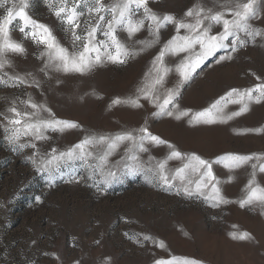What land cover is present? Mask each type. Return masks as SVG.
Wrapping results in <instances>:
<instances>
[{"label": "rangeland", "instance_id": "1", "mask_svg": "<svg viewBox=\"0 0 264 264\" xmlns=\"http://www.w3.org/2000/svg\"><path fill=\"white\" fill-rule=\"evenodd\" d=\"M194 2L151 0L150 7L179 16ZM257 6L264 16V0H257ZM30 15L51 28L61 44L72 50L71 34L65 33L44 0H35ZM253 23L264 27L260 20ZM174 34L169 25L161 29V40L166 41ZM120 35L127 40L126 33ZM11 37L24 44L27 54L10 56L15 67H6L4 71L21 75L37 71L43 46L25 38L18 22H14ZM146 38H149L146 29L135 37ZM160 46L147 48L125 64L105 63L85 75L61 72L44 77L37 72V79L42 80L39 88L0 86V113L13 102L22 110L31 111L19 103L31 96L34 101L46 104L55 118L79 125L64 132H47L48 139L36 141L42 152L52 148L64 151L87 135H114L147 122L153 135L184 153L204 159L215 160L228 153H264V133L243 132L264 127V104L251 105L248 112L227 124L210 125H190L188 117L154 118L155 109L143 100L142 108L127 104L110 107L114 99L123 100L135 93L146 79L145 73ZM223 55L225 50L209 57L184 84L179 97L182 109L196 113L230 88H250L260 82L257 76L264 78V43H249L233 54L232 60L217 63ZM169 66H173L170 61ZM54 77L61 82L56 83ZM178 79L173 70L169 73V86ZM238 107L229 105L231 110ZM147 146L150 152L141 154L144 160L149 154L163 159L169 152L167 145ZM32 151L31 148L12 151L0 128V264H154L156 259L172 257L192 258L200 264H264V215L259 208H241L237 202L243 195L250 167L230 173L223 164L213 165L214 174L222 181V194L232 203L212 207L203 197L188 198L177 195L175 188L166 191L153 186L142 174L124 176L122 183L107 187L100 184L98 190L95 185L99 177L88 179L90 172L80 167L79 162L63 168L62 174L57 173L49 183L47 174L38 172L27 159ZM122 155L123 146L110 160H119ZM179 166L180 161H169L171 169ZM229 175L235 179L228 181ZM74 178L80 182L76 183ZM257 180L264 186V174L257 173ZM245 231L250 239L232 238L231 234ZM145 235L151 239L144 241ZM161 242L163 248L158 246Z\"/></svg>", "mask_w": 264, "mask_h": 264}, {"label": "snow or ice", "instance_id": "2", "mask_svg": "<svg viewBox=\"0 0 264 264\" xmlns=\"http://www.w3.org/2000/svg\"><path fill=\"white\" fill-rule=\"evenodd\" d=\"M34 3L35 0H0V10H3L0 16V86L39 88L42 80L37 79V72L44 77L61 72L85 75L105 63L125 64L147 48L162 45L151 62L150 70L145 73L146 79L135 93L123 100L114 99L110 107L127 104L142 108L143 100L155 109L152 112L154 118L167 116L181 120L188 117L190 125H210L227 124L248 112L251 105L264 104V78L260 76L256 77L260 82L253 87L230 88L207 108L196 113H192L191 109H182L179 104L181 88L209 57L225 50V55L216 62L232 60L233 54H238L249 43H264V27L253 23L255 20L264 22L257 0H195L179 16L162 9L154 10L150 7L151 0H44L65 33L71 34V51L61 44L51 28L31 17L30 9ZM14 22L19 23V31L25 38H30L38 47L43 46L38 57L41 66L37 71H26L23 75L4 71L6 67H15L10 56L27 54L24 44L11 37ZM169 25L174 28L175 34L162 41L161 29ZM145 29L149 38L135 39ZM121 33H126L127 40L121 37ZM172 57L176 59L170 60ZM173 70L179 79L169 86V73ZM54 78L56 83L61 82L59 77ZM19 103L31 111L22 110L13 102L0 113L3 139L14 152L33 149L27 159L38 172L47 174L49 183L57 173L62 174L63 168L74 167L79 162L80 167L90 172L88 179L99 177L95 185L98 190L100 184L107 187L112 183H122L124 176L142 174L153 186L163 187L166 191L175 188L177 195L203 197L212 207H219L232 201L222 194V181L214 174L213 165L223 164L230 173L250 167L243 195L237 202L241 208H259L264 215V186L257 180V173L264 174V153H228L215 160L204 159L194 153H184L153 135L147 122L139 128L125 129L114 135H87L64 151L52 148L42 152L36 141L48 139L47 132H64L79 125L55 118L46 104L34 101L31 96ZM229 105L239 107L231 110ZM243 132L264 133V127L244 129ZM23 137H30L31 140L23 141ZM147 145H167L169 152L163 159L149 154L144 160L141 154L150 152ZM121 146L124 155L119 160H110ZM169 161H180L181 166L173 170ZM74 179L76 183L80 182L79 178ZM233 179L234 175L227 177L228 181ZM36 200L39 201L40 197L37 196ZM231 235L241 241L251 238L246 231ZM150 239L147 235L143 236L144 241ZM137 242H140L139 238ZM158 246L164 247L162 242ZM154 264H200V261L172 257L156 259Z\"/></svg>", "mask_w": 264, "mask_h": 264}]
</instances>
